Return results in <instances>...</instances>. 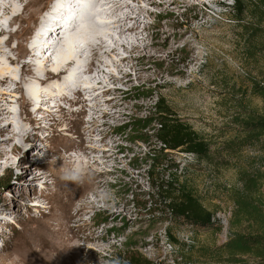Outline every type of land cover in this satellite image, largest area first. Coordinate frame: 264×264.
Segmentation results:
<instances>
[{"label":"rangeland","instance_id":"obj_1","mask_svg":"<svg viewBox=\"0 0 264 264\" xmlns=\"http://www.w3.org/2000/svg\"><path fill=\"white\" fill-rule=\"evenodd\" d=\"M165 1L168 3L165 11L154 8V16L146 12L138 15L142 26L149 29L143 34L152 49L135 54L144 59L140 65L142 77L137 79L133 73L131 88L122 85V90H127L123 100L128 104L121 110L109 108L122 116L118 120L102 117L94 126L95 130H104V134L95 135L94 140L104 137L114 143L117 149L113 157L123 161L106 167L113 174L108 177L112 185L106 189L112 200L108 205L117 219L100 212V203L97 204L99 209H91L87 203L94 199L93 192L88 186L84 191V213L87 214L84 218L95 225L92 229L88 227L86 234L97 235L92 232L96 229L102 235L107 232L111 238L108 243L113 244L102 253L106 261L103 264L203 263L201 247L223 244L232 231L247 232L246 222L241 227H232L236 210L231 195L236 189L245 188L250 181L257 182L256 196L264 207V152L257 146L233 149L227 146L240 135L237 104L241 100L249 110L264 114V102L250 91L252 80L264 79V58L249 62L241 57L230 8L235 0H218L217 4L207 0L197 6L191 0L180 5H175L173 0ZM199 14H203L200 19L196 18ZM49 29L46 40L52 37ZM7 38L6 35L3 40ZM27 44L31 48V43ZM10 47H18V41L12 40ZM18 54V51L13 52L12 56L16 58ZM121 56L127 54L123 52ZM30 61L29 56L20 59L13 67L16 77L23 63ZM177 70H184L186 77L177 75ZM169 71L176 73L170 76ZM96 91L101 92L100 87ZM62 93L71 94V91ZM19 96L12 98L14 108L18 113L23 111L24 133L31 132L32 138L14 137L10 120H5L10 131L5 136L0 133V152L4 150L12 155L16 144L20 151L14 156L11 167L0 168V209L4 212L0 216V264H47L49 259L41 252L45 247L38 236L42 233L45 242L50 241L51 228L57 227L63 216L75 211L70 210L67 192L59 189L61 184L67 183L50 175L48 181L40 179L35 183L33 178L44 171L35 165L56 167L60 160L65 158L70 162L69 157L75 159L77 154L83 153L77 133L88 127L91 119L87 111L80 114V106L64 102L60 115L57 107L50 108L55 110L54 117L46 120L49 106L43 104L30 122L29 114L35 105L21 110L16 103ZM112 97L115 96L111 92L98 93L97 102L88 104L104 105ZM56 103L52 101L50 106ZM4 104L1 101L0 107ZM100 109L104 111L107 107ZM69 112L74 116L64 119L62 115ZM173 120L188 123L218 150L210 162L165 150L160 143V128ZM5 124L7 122L1 125ZM67 126L72 132H65ZM4 140L9 141L4 143ZM19 161L23 165H19ZM119 178L123 179L122 183L118 182ZM176 180L179 184L174 183L175 188L186 183L210 210L214 215L213 226H193L168 207L169 194H156L158 184L162 182L168 188V183ZM98 181L104 179L98 176ZM171 190L177 195L175 189ZM70 259L69 253L61 257L63 262Z\"/></svg>","mask_w":264,"mask_h":264},{"label":"bare ground","instance_id":"obj_2","mask_svg":"<svg viewBox=\"0 0 264 264\" xmlns=\"http://www.w3.org/2000/svg\"><path fill=\"white\" fill-rule=\"evenodd\" d=\"M70 1L0 0V102H5L0 107V133L5 136L12 130L14 137L32 138L31 132L24 133L26 127L23 123V111L18 113L14 108L15 102L12 101V98L17 94L20 96L16 103L19 104L21 110H25L29 105H35V109L29 114L30 122L31 117L43 108V104L49 106L46 109V120L54 117L55 110L50 108L57 107L59 110L56 112L59 115L63 113L61 104L64 102L72 106H80V114L88 112L91 119L87 122L88 127H84L77 133L81 139L79 149L83 153L77 154L75 159L69 157L70 162H67L65 158L60 160L56 167L35 165V168L39 170H46L33 178L35 183L40 179L48 181L49 175L55 179L60 178L62 165L69 166L73 160L80 163L86 173L83 183H67L58 187L60 191L67 192L66 197L71 203L70 210L75 211V214L68 213L67 216H63L57 227L51 228L50 226L53 224L49 226L53 232L48 233L50 237L53 234L50 241L45 242L42 233L38 237L43 241L40 243L45 247L41 252L45 253L49 259L47 264H103L106 261L103 260L102 253L113 244L108 243L111 238L107 232L102 235L96 229L92 232H96L97 235L86 234L89 230L88 227L92 229L95 225L88 223V220L84 218L87 215L84 213L86 205L83 201L84 191L89 187L94 195V199H90L87 205L91 209H99L97 204L108 193L106 189L112 185L108 177L113 174H110L106 167L116 161L118 164L123 161L118 158L114 159L112 153H116L117 149L114 143H109L104 137L98 141L94 140L95 135H101L104 132V130H95L94 126L102 117L106 120L120 119L119 117L122 115L112 113L110 109L121 110L128 104L123 100L127 90L123 91L122 85L131 88L133 73L137 79L142 77L140 65L144 59L141 58L142 56L135 57V54L141 50L150 52L152 48L146 43L143 34L149 29L142 26L138 15L141 12H146L154 16V8H161L162 11H165L168 8V3L165 0H100L103 3L102 14L106 18H103L99 25L93 24L94 20L90 18L89 23L92 26L80 31L77 29L75 18L67 21ZM206 1L191 0L194 6L204 4ZM208 2L219 3L218 0H208ZM173 3L175 5L187 4L190 3V0H173ZM202 16L203 14H199L196 18L200 19ZM14 27L16 29H13ZM50 27L58 28V30H50ZM97 27H102L103 30H99ZM48 29L52 37L50 36L51 39L46 40L45 35L48 33ZM65 29L72 33V42H69L72 47L66 51L65 41L61 37L64 35L63 30ZM6 35L8 38L4 41L3 37ZM53 36H57L59 39L52 42ZM14 39L18 41V47H10L11 41ZM27 42L31 43V48L27 46ZM54 43L55 45H53ZM17 51L19 54L14 58L12 53ZM123 52L127 56H121ZM46 54L48 55L46 56ZM26 56H29L31 61L23 63L20 74L16 77L17 73L13 67ZM67 60L71 62L67 63ZM176 72L177 75L186 77L184 70ZM176 72L169 71L168 75H175ZM85 75L88 76L87 79L84 78ZM125 79L127 80L125 81ZM35 85H39L40 88H36ZM98 87L101 92L96 91ZM64 90H70L71 94L62 93ZM110 92L115 97L106 100L104 105L95 103L90 106L88 104L89 101H93V103L96 101L95 97L98 93L109 94ZM73 95L77 97L73 99ZM59 96L60 102L58 101ZM52 101L57 102L55 106H50ZM102 106L107 109L102 111L100 109ZM62 116L66 119V117H73L74 113L69 112ZM7 118L12 125L10 130L6 128L8 121L5 120ZM3 122H7V124L1 125ZM65 130V132H72L70 126H67ZM8 141L4 140V143ZM49 145L45 144L44 146L48 147ZM18 151H20V147L17 144L12 150V155L1 150L0 160L2 159L4 162L0 161V168L11 167ZM19 165H23V162L19 161ZM98 176L102 177L104 181L97 182ZM118 182L122 183L123 179L119 178ZM111 201L109 197L106 200L107 206L101 207L100 212L107 213L112 219H117V214L111 211L108 205ZM3 214V210L0 209V216ZM65 253H69L71 256L67 262L61 261V257ZM14 264H19V262H14Z\"/></svg>","mask_w":264,"mask_h":264},{"label":"trees","instance_id":"obj_3","mask_svg":"<svg viewBox=\"0 0 264 264\" xmlns=\"http://www.w3.org/2000/svg\"><path fill=\"white\" fill-rule=\"evenodd\" d=\"M230 8L241 57L249 62L264 58V0H235ZM250 91L264 102V79L252 80ZM237 108L240 135L227 146L232 149L257 146L264 152V114L249 110L242 100ZM160 135L165 150L194 155L202 161L210 162L218 151L191 125L180 120L163 123ZM174 183L179 184L176 180L168 183L167 188L161 182L155 187L158 188L156 194H169L167 197L171 202L168 207L193 226H213L214 215L190 187L183 182L175 188ZM256 188L257 182L250 181L245 188L236 189L231 195L236 210L232 227H241L246 222L247 232L232 231L223 244L201 247L199 252L203 263L200 264H264V207L259 204ZM171 189H175L177 195L171 193Z\"/></svg>","mask_w":264,"mask_h":264},{"label":"clouds","instance_id":"obj_4","mask_svg":"<svg viewBox=\"0 0 264 264\" xmlns=\"http://www.w3.org/2000/svg\"><path fill=\"white\" fill-rule=\"evenodd\" d=\"M61 176L60 179L65 181L66 183H74V184H80L84 182L85 179V169L81 166L80 163L73 160L72 163L69 166H63L61 167ZM109 197L107 194H105L100 201L101 207H106V200Z\"/></svg>","mask_w":264,"mask_h":264}]
</instances>
